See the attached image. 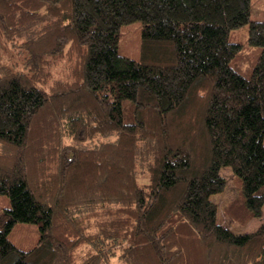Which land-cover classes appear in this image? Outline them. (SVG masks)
<instances>
[{
  "label": "trees",
  "instance_id": "obj_1",
  "mask_svg": "<svg viewBox=\"0 0 264 264\" xmlns=\"http://www.w3.org/2000/svg\"><path fill=\"white\" fill-rule=\"evenodd\" d=\"M250 0H0V264H264V19ZM141 23L139 58L117 51ZM248 24V76L229 65ZM1 40L19 59H2ZM33 222L29 249L7 239Z\"/></svg>",
  "mask_w": 264,
  "mask_h": 264
},
{
  "label": "rangeland",
  "instance_id": "obj_2",
  "mask_svg": "<svg viewBox=\"0 0 264 264\" xmlns=\"http://www.w3.org/2000/svg\"><path fill=\"white\" fill-rule=\"evenodd\" d=\"M249 19H264V0H250ZM141 27L140 21L137 20L121 26L117 40V51L119 54L134 59L139 58ZM247 30L248 24H244L229 30L227 34V40L229 42L240 44L239 50L230 59L229 65L244 76L250 74L259 52L258 46L248 42ZM1 45L3 60L5 58L19 59L18 54L9 42L1 40ZM262 141L264 142V133ZM220 174L225 181L223 190L213 193L210 196L211 201L217 206V222L227 226L234 232L254 231L258 225L264 222V204L261 213L251 217L248 221H239L230 217L227 206L230 202L236 201L240 197V183L230 166L221 167ZM0 207H10L9 197L6 194L0 195ZM38 237L37 225L33 222L26 221L15 222L11 230L7 233V239L15 246L24 250L31 248L38 240Z\"/></svg>",
  "mask_w": 264,
  "mask_h": 264
}]
</instances>
